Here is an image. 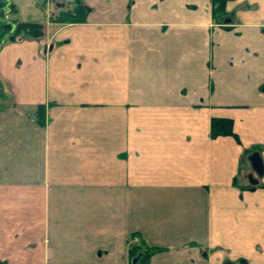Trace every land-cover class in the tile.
<instances>
[{
	"label": "crops",
	"instance_id": "obj_1",
	"mask_svg": "<svg viewBox=\"0 0 264 264\" xmlns=\"http://www.w3.org/2000/svg\"><path fill=\"white\" fill-rule=\"evenodd\" d=\"M72 1L11 0L0 264H264V0Z\"/></svg>",
	"mask_w": 264,
	"mask_h": 264
},
{
	"label": "trees",
	"instance_id": "obj_2",
	"mask_svg": "<svg viewBox=\"0 0 264 264\" xmlns=\"http://www.w3.org/2000/svg\"><path fill=\"white\" fill-rule=\"evenodd\" d=\"M51 1V0H49ZM211 1V12L212 18L215 22L224 24L227 20H230L227 16L225 10L226 3L230 0H210ZM46 0H43L41 6L45 7ZM66 9H61L53 15L50 19L58 23H73V22H83L86 19L87 7L84 5L83 0H73L71 5L64 4ZM61 6H63L61 4ZM64 8V7H63ZM15 31L9 36V38H14L17 36H39L41 34L42 25L33 22H15ZM264 86V85H263ZM211 133L212 136L216 135H231L234 134L232 131V123L228 119H213L211 121ZM137 246L132 247L134 252ZM156 249L149 248L145 251L154 252ZM149 255V254H148Z\"/></svg>",
	"mask_w": 264,
	"mask_h": 264
},
{
	"label": "water",
	"instance_id": "obj_3",
	"mask_svg": "<svg viewBox=\"0 0 264 264\" xmlns=\"http://www.w3.org/2000/svg\"><path fill=\"white\" fill-rule=\"evenodd\" d=\"M9 3L10 0L0 1V46L16 28L15 23L7 18L8 13L10 12ZM248 159L250 160L253 170L261 176L264 172V166L258 153L255 152L251 154ZM134 260L136 261V259Z\"/></svg>",
	"mask_w": 264,
	"mask_h": 264
},
{
	"label": "flooded vegetation",
	"instance_id": "obj_4",
	"mask_svg": "<svg viewBox=\"0 0 264 264\" xmlns=\"http://www.w3.org/2000/svg\"><path fill=\"white\" fill-rule=\"evenodd\" d=\"M0 1H1V0H0ZM9 8H10V12H11V10L13 9V5H12V3H11V0H10V3H9ZM10 12H9V13H10ZM9 13H8V14H9ZM7 18H8V15H7ZM8 19H9V18H8ZM13 22H14V21H13ZM14 23H15V22H14ZM15 25H16V24H15ZM9 36H10V35H9ZM9 36H8V37H9Z\"/></svg>",
	"mask_w": 264,
	"mask_h": 264
},
{
	"label": "rangeland",
	"instance_id": "obj_5",
	"mask_svg": "<svg viewBox=\"0 0 264 264\" xmlns=\"http://www.w3.org/2000/svg\"><path fill=\"white\" fill-rule=\"evenodd\" d=\"M68 4H69V3H68ZM8 15H10V13H9Z\"/></svg>",
	"mask_w": 264,
	"mask_h": 264
}]
</instances>
